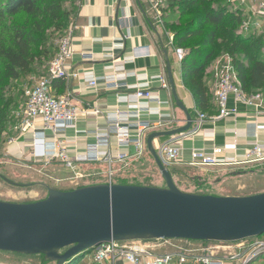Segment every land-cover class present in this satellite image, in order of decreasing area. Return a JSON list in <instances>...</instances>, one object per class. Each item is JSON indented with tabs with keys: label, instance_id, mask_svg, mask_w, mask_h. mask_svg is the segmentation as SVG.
Here are the masks:
<instances>
[{
	"label": "crops",
	"instance_id": "crops-1",
	"mask_svg": "<svg viewBox=\"0 0 264 264\" xmlns=\"http://www.w3.org/2000/svg\"><path fill=\"white\" fill-rule=\"evenodd\" d=\"M139 1L146 18L135 0H71L74 11L70 16L67 29H72L71 45L73 56L67 64V69L77 73L78 78L71 80L68 84L62 80L54 81L51 85V91L55 96L68 95L72 103L78 108L79 114L74 122L75 128L73 129H66L55 135L50 130L43 131L41 127H38L35 132L43 133L48 142L53 140V138L74 141L67 147V153L70 156L83 155L88 146L98 142L104 145L102 141L105 139L108 146L101 147V150L109 151L112 157L124 154L127 158L121 163H124L126 167L130 166L132 169H139L145 164V159H152L151 156L146 149L144 156L139 160L136 159L134 157L135 147L133 144H130L127 148H119L116 128L112 125L110 118L113 117L112 115L117 110L121 112L122 114L120 115L122 118H126V121L119 122V126L127 128L131 142L134 141L136 134L140 132L145 147L146 138L150 134L167 132L185 126V116L175 106L170 87L161 89L159 83L152 79L164 77L168 81L166 60L163 54L166 51L170 68L175 78L177 97L190 112L195 122L190 132L185 135L178 138L174 137L175 139L153 140L152 145L156 151L164 143L179 139L178 141L183 146L182 161L188 164L190 163L191 149L210 151L215 146L236 144L237 151L235 156L241 160L243 150L247 145L255 142L264 143V130L257 128L258 124H264V94L260 91L245 94L248 96L260 95L262 101L253 106L239 102L235 103L233 98L230 97L227 102V108H236L237 115L225 119L218 118L214 97L215 79L210 64L205 69L203 77V84L208 89V100L206 107L199 111L192 92L183 84L180 63L174 50L169 46V38L164 26L159 24V18L164 13L161 10L158 12L153 11L147 0ZM241 16L243 17L244 15L242 14ZM147 20H149L151 26ZM259 35L264 36V21L262 22V31ZM160 42H162V45ZM86 76L97 80L95 89L88 86L85 79ZM105 78L112 80L111 82L116 84L117 89H110L112 88L111 82L106 85ZM146 82H151V90L156 93L160 102L163 103L160 109L163 117L142 112L138 124L136 119L131 117L134 110L127 108V104H121L117 99L125 97L128 100H133V87ZM88 106L92 109L100 110L101 113L96 115L84 112ZM149 109L152 112H156L157 105L152 102L149 104ZM197 112L205 114L208 120L198 123ZM146 124L149 127H139V125ZM155 124L157 125L155 126ZM16 140L21 141L20 144L14 143ZM12 141L9 147L10 154L16 159L24 157L29 164H33L29 157L33 148L31 133H27L24 136L18 133ZM38 164L44 168L53 165L45 166L41 162ZM117 164L120 163H114L112 166ZM246 166L224 171H213L235 175L234 178H237L241 175L238 171H242L241 169ZM109 169L110 167L101 163L84 164L79 166L78 171L82 175H88L95 172L106 173ZM210 170L208 171L210 172ZM208 171L206 169V172ZM67 174L72 178L70 172ZM199 178L203 177L199 176ZM116 179H120V176H117ZM100 184H107V181L94 185ZM157 187L163 186L158 185ZM56 190L68 191L64 189ZM22 257L38 258L41 256ZM257 263L264 264V260H258L253 264ZM88 264L93 263L89 261ZM104 264L110 263L106 262Z\"/></svg>",
	"mask_w": 264,
	"mask_h": 264
},
{
	"label": "water",
	"instance_id": "water-1",
	"mask_svg": "<svg viewBox=\"0 0 264 264\" xmlns=\"http://www.w3.org/2000/svg\"><path fill=\"white\" fill-rule=\"evenodd\" d=\"M135 2L146 18L140 1ZM163 54L175 106L185 116L182 128L154 132L146 138L147 152L164 186L100 184L71 191L47 187V197L40 201L0 202V253L41 256L52 264H78L91 251L112 242L233 243L264 236V193L213 196L182 192L153 148V140L178 138L189 133L195 122L177 97L168 54ZM0 180L14 188L30 187L1 174Z\"/></svg>",
	"mask_w": 264,
	"mask_h": 264
},
{
	"label": "built area",
	"instance_id": "built-area-1",
	"mask_svg": "<svg viewBox=\"0 0 264 264\" xmlns=\"http://www.w3.org/2000/svg\"><path fill=\"white\" fill-rule=\"evenodd\" d=\"M129 1V0H126ZM153 11L158 12L162 9L165 0H147ZM235 6V11L242 17L241 31L245 34H260L262 31V22L264 21V0H229ZM159 24L163 25L161 17ZM72 29H67L57 40L56 52L50 59L46 74L37 79L31 86L24 90V106L19 116V124L16 131L24 136L31 133L33 138L32 152L29 154L32 162L42 163L45 166L58 163L65 170L72 174L76 181L85 178L80 174L79 166L84 164H105L110 167L114 163H121L127 158L124 154H118L112 157L109 151L101 150V147H107L108 143L103 139V144L97 143L86 148L83 155L70 156L67 153L68 145L74 143L68 139H56L46 141L43 133L35 132L36 128L50 130L55 135L66 129L75 128L74 122L79 114L78 108L72 103L68 95L55 96L52 94L51 85L54 81L62 80L69 83L78 78V74L67 69V64L73 56L71 45ZM169 38V46L174 50L179 63L183 60L185 52L173 46L172 37ZM213 75L215 79V105L218 112V118L225 119L237 115L236 108L228 109L227 102L230 97L235 103H243L253 106L262 101L260 95H245L238 86L233 67L232 58L223 55L214 63ZM86 83L91 88L97 87L95 78H87ZM155 79L161 89H168L169 84L166 78L157 77ZM175 79V78H174ZM105 78L106 85L111 82ZM151 82L139 84L133 87V100L121 97L117 100L121 104H127V108L133 109V115L139 124V118L142 112L156 114L160 117V109L163 105L156 93L150 88ZM112 88L117 89L116 84L110 83ZM130 102V103H129ZM157 105L156 112L149 109L150 103ZM86 113L100 114L98 109H92L89 106L84 110ZM118 110L110 118L112 125L116 128V136L119 140V148H127L130 144L135 147L136 159H141L146 153V147L142 142V135L138 132L134 141H130L127 128L119 126V122L126 121L122 118ZM127 116V115H124ZM197 122L208 120L203 113H196ZM157 124H155L156 126ZM146 128V125H139ZM259 130H264V124H258ZM179 140V139H178ZM172 140L164 143L157 150L163 166L171 173L183 166L199 167L208 170H227L240 168L246 165L264 163V143L255 142L247 145L239 160L235 153L236 144H225L215 146L210 151L203 149L190 150V163L185 164L182 161L183 146L180 141ZM13 142V141H12ZM11 142V143H12ZM112 172H107V184L112 185ZM153 243H157L154 245ZM208 245V246H203ZM166 247L172 250L159 253L158 250ZM90 261L93 264H104L106 262L115 264H251L258 260H264V236L248 238L233 243H215V242H194L183 240H155V241H134V242H112L99 246L90 252Z\"/></svg>",
	"mask_w": 264,
	"mask_h": 264
},
{
	"label": "rangeland",
	"instance_id": "rangeland-1",
	"mask_svg": "<svg viewBox=\"0 0 264 264\" xmlns=\"http://www.w3.org/2000/svg\"><path fill=\"white\" fill-rule=\"evenodd\" d=\"M200 1L212 8H222L230 12H234L233 6L229 0H176L175 7L171 10L166 9V0L161 9L162 19L166 20V33L173 31L196 28V23L193 21L200 10ZM192 2H195L193 5ZM64 9L69 11L72 5L68 2L64 4ZM166 9V10H165ZM34 22L30 17L21 13L16 15L6 16L0 29V38L5 41L12 38L15 30H32L37 37V43L31 48L33 61L30 65V71L25 76L18 80L8 79L5 76L6 63L0 59V119L3 128L0 136V174L7 179L20 184H34L27 188H14L2 180H0V202L12 204H26L43 200L47 197L46 188L75 190L81 186H90L96 183L107 181L106 173H91L84 175L82 180H74L67 174L58 163H53L52 166L44 168L40 164H29L23 158L16 159L9 152L12 140L15 139L16 128L19 124V116L24 106V90L31 86L37 79L44 75L50 59L56 52L57 40L64 32L55 30L53 27L47 28L46 24ZM202 35L209 30L208 26H200ZM256 34L255 36H258ZM254 36V37H255ZM252 37V38H254ZM201 37L191 38L185 43V47L195 45ZM220 43L218 42V45ZM208 50V49H206ZM209 50H211L209 48ZM45 54L46 56H44ZM223 52L218 51L215 46L214 54L210 60L212 71L215 61L220 58ZM238 57V56H237ZM214 73V72H213ZM21 141H14L20 144ZM112 172V180L117 176L128 183H141L148 185L164 186L163 180L152 159H145V164L139 169L126 167L124 163L110 166ZM180 174L175 177V183L182 191L189 193L200 192L209 195H224V196H251L264 193V163L248 165L241 169V175L237 178L227 177L228 174L216 173L213 170L206 172V169L199 167H181ZM202 176V182H205V187L195 188L190 182V178ZM219 180V181H218ZM116 181V180H115ZM218 181V182H217ZM156 245L157 243H153ZM208 246V245H203ZM158 250L159 253H164L172 250L168 247ZM91 255L87 254L78 264H88ZM116 262L115 264H119ZM0 264H52L47 262L43 257L24 258L20 255H12L8 253H0ZM259 264V263H257Z\"/></svg>",
	"mask_w": 264,
	"mask_h": 264
},
{
	"label": "trees",
	"instance_id": "trees-1",
	"mask_svg": "<svg viewBox=\"0 0 264 264\" xmlns=\"http://www.w3.org/2000/svg\"><path fill=\"white\" fill-rule=\"evenodd\" d=\"M175 1L166 0V9H173ZM66 2L72 5L71 0H0V29L6 16L22 12L36 23H39L38 20L41 19V23L46 24L47 28L53 27L55 30L65 33L70 16L74 11L73 8L69 11L64 9ZM192 4L194 5L195 2ZM193 21L196 23V28L173 31V33L167 34L172 37L173 46L185 52L180 63L182 81L184 86L192 92L198 110L206 107L208 100V89L203 84V77L205 69L210 65L215 46L218 51L223 52L222 55H228L232 58L236 80L244 94H250L253 91H260L264 94V36L243 33L241 31L242 16L238 12L228 14L222 8L209 7L204 4V1H200V10ZM162 22L166 29V20L162 19ZM202 25L209 27V30L203 35L200 29ZM197 37L201 38L195 45L185 47V43L189 39ZM36 43L37 37L32 30H15L11 39L3 41L0 38V59L6 63V78L18 80L29 73L33 61L31 47ZM2 133L4 132L0 119V136ZM180 173V170L171 172L174 183L175 177ZM234 176L228 175L227 177L234 178ZM201 179L199 177L190 178V182L199 189L206 185ZM112 184L156 187L155 185L135 182L128 183L123 179H116L115 182L112 181ZM33 185L30 184V187ZM177 188L179 189L178 186ZM191 194L209 195L200 192Z\"/></svg>",
	"mask_w": 264,
	"mask_h": 264
}]
</instances>
